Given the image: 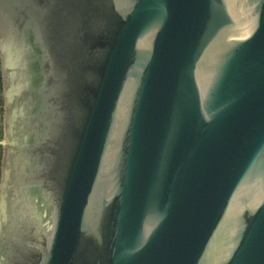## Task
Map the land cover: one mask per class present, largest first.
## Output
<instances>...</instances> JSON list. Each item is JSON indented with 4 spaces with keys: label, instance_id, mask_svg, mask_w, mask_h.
<instances>
[{
    "label": "water",
    "instance_id": "water-1",
    "mask_svg": "<svg viewBox=\"0 0 264 264\" xmlns=\"http://www.w3.org/2000/svg\"><path fill=\"white\" fill-rule=\"evenodd\" d=\"M0 57V264H264V0H0Z\"/></svg>",
    "mask_w": 264,
    "mask_h": 264
},
{
    "label": "flooded vegetation",
    "instance_id": "flooded-vegetation-1",
    "mask_svg": "<svg viewBox=\"0 0 264 264\" xmlns=\"http://www.w3.org/2000/svg\"><path fill=\"white\" fill-rule=\"evenodd\" d=\"M0 76H1V91H0V99H1V128H2V141L3 143L0 144L1 147V154H0V184L2 181V174H3V162H4V141L6 139L5 137V127H4V116H5V105H6V100H5V89H4V84H3V75H2V62H1V57H0Z\"/></svg>",
    "mask_w": 264,
    "mask_h": 264
},
{
    "label": "trees",
    "instance_id": "trees-1",
    "mask_svg": "<svg viewBox=\"0 0 264 264\" xmlns=\"http://www.w3.org/2000/svg\"><path fill=\"white\" fill-rule=\"evenodd\" d=\"M0 91H1V76H0ZM1 98V97H0ZM2 112V109H1V99H0V113ZM0 135L2 137V128L0 130Z\"/></svg>",
    "mask_w": 264,
    "mask_h": 264
},
{
    "label": "rangeland",
    "instance_id": "rangeland-1",
    "mask_svg": "<svg viewBox=\"0 0 264 264\" xmlns=\"http://www.w3.org/2000/svg\"><path fill=\"white\" fill-rule=\"evenodd\" d=\"M1 122H2V121H1V113H0V130H1ZM0 142H3V141H2V138H1V135H0ZM0 154H1V147H0Z\"/></svg>",
    "mask_w": 264,
    "mask_h": 264
}]
</instances>
